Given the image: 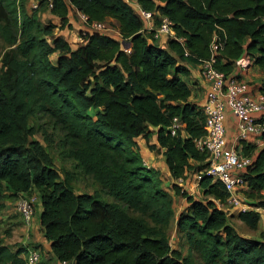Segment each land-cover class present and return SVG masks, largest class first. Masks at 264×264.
Returning a JSON list of instances; mask_svg holds the SVG:
<instances>
[{
    "label": "trees",
    "instance_id": "16d2710c",
    "mask_svg": "<svg viewBox=\"0 0 264 264\" xmlns=\"http://www.w3.org/2000/svg\"><path fill=\"white\" fill-rule=\"evenodd\" d=\"M26 1L0 0V40L6 46L0 60V200L16 199V209L19 199L35 196L34 215L40 207L39 229L58 262L190 264L170 245L173 201L160 186V172L143 162L138 141L144 139L148 149L163 151V179L186 203L178 231L200 260L264 264V233L241 236L216 205L225 203L227 193L205 175L209 157L194 145L206 130L202 107L190 101L189 77L190 69L210 58L216 40L214 67L230 77L236 60L249 57L262 73L257 89L264 94V0H138L154 13V27L162 18L171 22L174 38H161L165 47L123 0H52V8L38 1L59 27L42 24L35 10L28 13ZM72 7L88 25L111 20L120 39L92 30L80 32L82 42L70 46L55 30L68 25ZM40 117L61 134V156L89 176L99 193H77L71 174L60 179L35 139L46 133L36 123ZM174 118L181 128L172 136ZM152 133L155 143L149 145ZM247 140L234 149L254 157L240 197L264 211V147ZM191 177L203 198L186 194L177 182L184 187ZM254 209L236 214L252 231L264 224V212ZM33 245L13 250L0 243V264H25L24 253L40 247Z\"/></svg>",
    "mask_w": 264,
    "mask_h": 264
},
{
    "label": "built area",
    "instance_id": "2783aa9c",
    "mask_svg": "<svg viewBox=\"0 0 264 264\" xmlns=\"http://www.w3.org/2000/svg\"><path fill=\"white\" fill-rule=\"evenodd\" d=\"M123 1L135 8V12L143 20L148 31H153L154 39L172 36V24L167 18H162L160 25L154 27V13L143 10L138 0ZM44 2L48 8H52V0H44ZM38 7V2L32 6L33 9ZM83 18L86 21L84 16ZM90 29L102 31L103 26L95 22L90 25ZM215 41L210 48V58L201 61L197 67L199 76L206 87L205 101L201 106L205 117L206 134L196 139L194 145L199 152L206 153L209 157V167L205 175L211 177L213 182H219L227 193L224 204L216 202L218 208L223 209L224 212H246L254 208L243 202L240 197L242 191L246 189L243 173L253 163L254 157L238 154L234 148L227 146L224 122L226 111L229 110L236 118V142L253 138L256 148H263L264 94L252 95L249 84L245 80L226 77L214 67L215 55L220 48V44ZM251 67L252 61L247 56L240 57L234 64L235 72L240 73L247 72ZM180 128L181 124L177 118H174L170 127L171 135L174 136ZM182 182L181 179L178 180L179 184ZM35 199V196L22 197L16 203V211L26 226H29L33 220ZM254 210L264 212L260 209ZM25 263L43 264V260L38 251L30 250L26 255Z\"/></svg>",
    "mask_w": 264,
    "mask_h": 264
},
{
    "label": "rangeland",
    "instance_id": "374dc122",
    "mask_svg": "<svg viewBox=\"0 0 264 264\" xmlns=\"http://www.w3.org/2000/svg\"><path fill=\"white\" fill-rule=\"evenodd\" d=\"M40 0H27L25 2V9L28 13H32L34 9L32 8L33 4L35 2H38ZM46 8L44 6H41L39 9L35 10V13L37 14L40 22L42 24L52 23L53 18L50 17V14L48 13ZM70 16L75 19L77 22L82 23V18L78 17L74 11L70 12ZM78 17V18H77ZM53 24V23H52ZM106 30L107 34L111 35L112 37H118L117 30L115 28V24L110 22H106ZM55 33L57 31L55 30ZM81 36V34H80ZM167 38V37H164ZM174 38L173 33L171 37H168V39ZM157 44L161 46H166V43H162L161 39H156ZM126 46V45H125ZM6 49L5 44L0 40V60L3 56V53ZM128 53V49L126 50ZM36 123L41 127L42 130H44L46 133H43L40 131V133H37L35 135V139L40 142V144L45 148V150L48 152L49 156L52 159L54 168L58 171L60 179H66L69 174H71V177H69V180H71L72 187L77 193H99V187L93 182V180L89 176H84L79 171H74L72 166V161L65 158V156H61L60 154V142L59 140L62 138L61 134L57 133L55 130L51 128V122L44 117H40L36 120ZM46 134L49 136L48 143L45 141L44 136ZM151 138H149V141L146 143L151 145ZM142 150L143 154L142 157L144 158V164L146 167H153L155 168L159 174V178L162 179L163 183H160L161 188L168 192L171 195V199L173 201V211L174 216H172L168 220L167 230L166 233L169 236L170 245L173 249H177L180 251L184 258H187L190 262V264H204L200 258L198 257V254H196L195 250L190 249L185 234L178 231L177 228V216L179 213H181L185 208V200L182 197L179 196H173L172 192L168 190L167 185L168 183L165 182L163 179V168L162 166V157L163 153L161 154L160 151H158L157 148L155 149H148L147 146L143 144ZM157 150V151H156ZM149 153L153 155V158L150 157ZM155 153V154H153ZM184 191L186 194L191 195L195 198H203L202 192L199 190L197 186V181L194 177H191L189 179V182L187 186H184ZM103 197L107 200V197L102 193ZM16 202V199H2L0 200V243L3 245L8 246L10 249H18L23 246H29V248H34L33 242L35 238H37V235L34 233L33 225L34 220L39 217L40 211L37 210L34 217H33V223H32V229L30 228L24 232L23 229L26 227L22 223V220L20 216L18 215L16 209L14 208V203ZM251 202V201H250ZM252 203V202H251ZM37 207V206H36ZM230 212V211H229ZM227 212V218L232 225V227L235 229V231L240 234L241 236H250V229L244 225L242 222H240L236 218V214H231ZM237 213V212H234ZM153 224V223H152ZM254 234V233H252ZM35 236V238H33ZM25 245H23V243ZM38 250V249H37ZM26 251L23 255V260L25 263V257L27 255ZM40 253V251H39ZM41 254V253H40ZM26 264V263H25Z\"/></svg>",
    "mask_w": 264,
    "mask_h": 264
},
{
    "label": "crops",
    "instance_id": "0c3cea01",
    "mask_svg": "<svg viewBox=\"0 0 264 264\" xmlns=\"http://www.w3.org/2000/svg\"><path fill=\"white\" fill-rule=\"evenodd\" d=\"M72 11H74L76 13V15H78V17H80V19L82 18L83 24L77 22L75 19H73L70 16V12H72ZM68 16H69L68 25L63 30H56L57 31L56 34L59 36H62L65 40H67L68 43L70 44V46H75V45L80 44V42H81L80 32L84 33V32L91 31L90 25H88L85 22L83 15L80 14L79 12H77L73 7L70 9ZM110 21L111 20H107L104 23H101L103 26L102 31H105V34H107L106 30H108L106 28V22H110ZM52 23L59 27V20L57 18H53ZM107 35H109V34H107ZM114 38H116V37H114ZM116 39H120V36H118ZM198 72L199 71L197 68L196 69H190V76L189 77H190L191 82L194 83V85H191L192 93H191L190 101L196 103L199 106H202V104L205 101L206 87H205V84L203 83L202 79L200 78ZM230 77H236V78H241V79L245 80L249 84L252 95H254L255 93H256L255 95L261 94L257 88L260 85V82H261V79L263 76H262V73L257 68L251 67L247 72H244V73L235 72V70H233V73ZM224 125H225V138L227 141V146L235 149L236 147L240 146V145H238V143L235 140L236 118L233 116V114L229 110L226 111V118H225ZM152 130H154V129H152ZM151 137H152L151 138V140H152L151 145H154V143H155L154 133H152ZM247 141L249 143H251L252 145L256 146L254 143L255 140L253 138H248ZM143 144L146 147L144 139H141L138 141V145L140 147L141 154H143L142 150H144V153H145V149L143 148ZM158 151H160L161 154L163 152L162 150H158ZM153 154H155V153H153ZM149 155H150V157L153 158V155L151 153H149ZM161 157L163 159L161 167L163 168V173L166 176L164 157L163 156H161ZM188 182L189 181L187 180L186 184H188ZM166 183H168V181ZM185 186H187V185H185ZM37 210H40V207L37 208ZM234 212H236V211H231L230 215L231 214L234 215V214L238 213V212L237 213H234ZM31 229H32V227L30 228L28 233L31 231ZM33 229H34L35 235H37V238H35V236L33 237V238H35L33 244L40 245V247L38 248V251H40L41 256L43 257L44 264H61L60 262H58L56 259L53 258L52 254L50 252L49 244L43 238V236L40 232L38 218L34 220ZM23 231L25 232V229H23ZM250 231H251L250 236H244V237H246V238H258L260 233H262V232L264 233V224L260 223L258 226V229L256 231H252V230H250ZM252 233H254V234H252ZM23 245H25V243H23Z\"/></svg>",
    "mask_w": 264,
    "mask_h": 264
},
{
    "label": "clouds",
    "instance_id": "9594fccd",
    "mask_svg": "<svg viewBox=\"0 0 264 264\" xmlns=\"http://www.w3.org/2000/svg\"><path fill=\"white\" fill-rule=\"evenodd\" d=\"M18 1V0H17ZM34 10H36V9H34ZM85 17V16H84ZM86 22V21H85ZM92 23H95V22H92ZM91 23V24H92ZM90 24V25H91ZM91 30V29H90ZM92 31V30H91ZM81 42H82V40H81ZM143 162H144V158H143ZM177 182H178V180H177ZM185 184V182H182L181 184H179L182 188H183V186L182 185H184ZM184 189V188H183ZM36 251H38V250H36ZM39 252V251H38ZM28 253V252H27ZM41 255V254H40ZM42 257V256H41ZM26 258V257H25ZM42 260H43V257H42ZM61 263V262H60ZM63 263H65V264H69V263H67V262H62L61 264H63ZM43 264H44V261H43Z\"/></svg>",
    "mask_w": 264,
    "mask_h": 264
}]
</instances>
